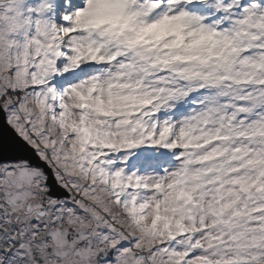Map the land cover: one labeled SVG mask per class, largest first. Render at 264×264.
<instances>
[{
  "label": "snow or ice",
  "instance_id": "obj_1",
  "mask_svg": "<svg viewBox=\"0 0 264 264\" xmlns=\"http://www.w3.org/2000/svg\"><path fill=\"white\" fill-rule=\"evenodd\" d=\"M0 264H264V0H0Z\"/></svg>",
  "mask_w": 264,
  "mask_h": 264
}]
</instances>
